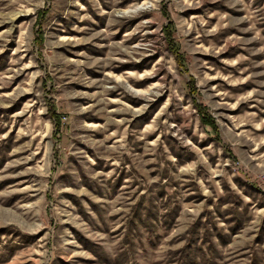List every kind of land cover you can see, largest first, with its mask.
<instances>
[{
	"label": "rangeland",
	"instance_id": "obj_1",
	"mask_svg": "<svg viewBox=\"0 0 264 264\" xmlns=\"http://www.w3.org/2000/svg\"><path fill=\"white\" fill-rule=\"evenodd\" d=\"M0 264H264V0H0Z\"/></svg>",
	"mask_w": 264,
	"mask_h": 264
},
{
	"label": "trees",
	"instance_id": "obj_2",
	"mask_svg": "<svg viewBox=\"0 0 264 264\" xmlns=\"http://www.w3.org/2000/svg\"><path fill=\"white\" fill-rule=\"evenodd\" d=\"M176 53L178 52V49H177V47H176ZM178 55H177V59L179 60V62H180V64H184V58H183V56L182 55H180V53H177Z\"/></svg>",
	"mask_w": 264,
	"mask_h": 264
},
{
	"label": "bare ground",
	"instance_id": "obj_3",
	"mask_svg": "<svg viewBox=\"0 0 264 264\" xmlns=\"http://www.w3.org/2000/svg\"><path fill=\"white\" fill-rule=\"evenodd\" d=\"M136 10H137V8L134 9V10H126L124 13L127 14L128 12H129V13H130V12H133V11L135 12ZM122 13H123V12H122ZM124 13H123V14H124ZM130 89H131L133 92H140V91L136 90L135 88H133L132 86H130Z\"/></svg>",
	"mask_w": 264,
	"mask_h": 264
}]
</instances>
